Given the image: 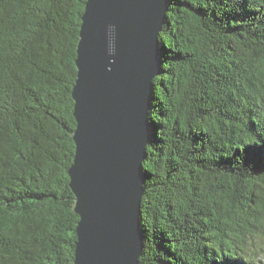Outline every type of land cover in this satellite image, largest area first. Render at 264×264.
Masks as SVG:
<instances>
[{"label": "trees", "instance_id": "obj_1", "mask_svg": "<svg viewBox=\"0 0 264 264\" xmlns=\"http://www.w3.org/2000/svg\"><path fill=\"white\" fill-rule=\"evenodd\" d=\"M87 0H0V264H75L72 90ZM139 264H261L264 0H169Z\"/></svg>", "mask_w": 264, "mask_h": 264}, {"label": "water", "instance_id": "obj_2", "mask_svg": "<svg viewBox=\"0 0 264 264\" xmlns=\"http://www.w3.org/2000/svg\"><path fill=\"white\" fill-rule=\"evenodd\" d=\"M169 0H87L72 90L75 264H139L143 161Z\"/></svg>", "mask_w": 264, "mask_h": 264}, {"label": "rangeland", "instance_id": "obj_3", "mask_svg": "<svg viewBox=\"0 0 264 264\" xmlns=\"http://www.w3.org/2000/svg\"><path fill=\"white\" fill-rule=\"evenodd\" d=\"M250 250H258L260 252V255H255V262H260L261 264H264V232L253 237L252 240H250Z\"/></svg>", "mask_w": 264, "mask_h": 264}]
</instances>
